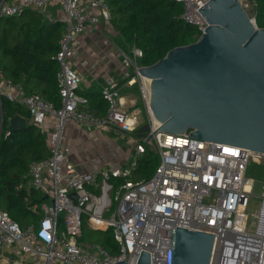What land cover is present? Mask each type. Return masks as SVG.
<instances>
[{
    "label": "built area",
    "instance_id": "built-area-1",
    "mask_svg": "<svg viewBox=\"0 0 264 264\" xmlns=\"http://www.w3.org/2000/svg\"><path fill=\"white\" fill-rule=\"evenodd\" d=\"M183 5L181 19L198 30L199 37L208 27L200 9L211 0H176ZM256 25L257 3L238 0ZM58 4L63 12L52 19L45 10ZM34 9L49 23L61 22L65 31L55 59L60 65L57 82L60 106L38 94H27L24 87L0 76V138L9 137L2 111V99L24 107L30 123L45 131L54 118L48 138L49 156L33 162L29 185L44 193L50 204L43 203L35 223L21 228L0 211V252L17 246L22 255L35 258V264H138L142 252L150 255V264H168L172 233L176 228L212 234L213 253L209 264H264V193L251 228L246 213L255 179L249 176L251 164L262 165L264 154L220 143L197 140L191 131L182 135L161 132L149 107L150 80L134 67L142 58L140 49H120L125 66L135 77L127 85L139 84L141 100L147 112L150 130L145 136L134 135L142 126L132 119L139 111L129 108L120 95V84L111 79L102 90L109 104L103 117L81 106L86 99L78 95L82 77L71 66L82 34L92 32L100 22H111L112 14L105 0H0V19L20 16ZM127 74L125 79L129 77ZM87 129L117 128L135 140L129 165L98 173L79 172L64 145V129L70 123ZM151 150L159 156V165L148 179H135L139 160ZM112 179L121 180L115 186ZM75 195V198L72 197ZM110 219L104 213L113 208ZM37 212V206L33 207ZM38 213V212H37ZM84 216L92 229L112 228L119 244L117 255H110L99 244L80 242ZM62 227V228H61ZM19 264H31L26 260Z\"/></svg>",
    "mask_w": 264,
    "mask_h": 264
},
{
    "label": "water",
    "instance_id": "water-1",
    "mask_svg": "<svg viewBox=\"0 0 264 264\" xmlns=\"http://www.w3.org/2000/svg\"><path fill=\"white\" fill-rule=\"evenodd\" d=\"M200 11L208 27L196 42L172 49L151 66L133 63L150 80L149 107L158 130L191 131L188 137L197 140L264 154V29L238 0H211ZM29 126L15 117L7 128L22 133ZM149 130L146 123L137 133L143 137ZM214 238L176 228L168 264H209ZM138 264H150V255L142 252Z\"/></svg>",
    "mask_w": 264,
    "mask_h": 264
},
{
    "label": "trees",
    "instance_id": "trees-1",
    "mask_svg": "<svg viewBox=\"0 0 264 264\" xmlns=\"http://www.w3.org/2000/svg\"><path fill=\"white\" fill-rule=\"evenodd\" d=\"M105 1L112 14L111 24L120 37V49L128 53L134 47L141 50L143 55L137 60L138 67L151 66L172 49L190 45L199 38L197 28L181 19L183 5L176 0ZM248 1L257 3L256 26L264 29V0ZM64 31L63 23H49L42 12L34 9L20 16L0 19V76L21 84L27 94H38L59 107L57 75L60 65L55 57L60 51L59 41ZM133 77L132 71L120 86ZM97 101L89 110L103 117L109 104L102 92ZM1 108L5 123L15 117L30 120L24 107L6 98L2 99ZM134 135L137 136V132ZM155 155L157 153L147 150L140 158L135 179H148L153 175L154 167L158 166ZM48 156L47 134L32 124L25 132L0 138V211L7 213L21 228L37 222L42 214L41 205L48 201L44 193L29 185L30 165ZM251 166L248 174L253 177ZM111 183L118 186L122 181L112 179ZM35 206L38 213L33 211ZM87 239L104 247L110 255L119 252L112 228L92 229L86 224L80 242Z\"/></svg>",
    "mask_w": 264,
    "mask_h": 264
},
{
    "label": "crops",
    "instance_id": "crops-1",
    "mask_svg": "<svg viewBox=\"0 0 264 264\" xmlns=\"http://www.w3.org/2000/svg\"><path fill=\"white\" fill-rule=\"evenodd\" d=\"M45 13L52 19L63 16L62 10L56 3L50 5ZM119 39V34L111 22L104 21L100 22L92 32L80 35L79 45L70 63L82 77L78 95L87 101L81 106L82 109L89 110L92 105L98 103L97 99L111 79L121 85L126 75L132 72V69L123 63L118 46ZM119 91L126 107L129 108L128 112L136 109L139 111L136 117L131 115L132 119L141 126L145 125L147 112L141 100L139 84H125L120 86ZM27 121L30 125V120ZM54 121V118H49L46 122L45 133L48 138ZM134 143L132 135L117 128L87 129L70 122L64 129V145L69 146L72 162L82 173H98L105 169L128 167ZM34 259L27 254L22 255L17 246L6 247L0 252V264H19L23 260L35 264Z\"/></svg>",
    "mask_w": 264,
    "mask_h": 264
},
{
    "label": "rangeland",
    "instance_id": "rangeland-1",
    "mask_svg": "<svg viewBox=\"0 0 264 264\" xmlns=\"http://www.w3.org/2000/svg\"><path fill=\"white\" fill-rule=\"evenodd\" d=\"M155 158L157 159V162H158V165H159V156L155 155ZM156 166L154 167V172L156 170L155 169ZM251 167H252L253 178L255 179V182H254V186H253V190H252L251 201L249 203L248 209L246 210V213L249 214V216H248L249 217L248 225H249L250 228L252 227L251 223L255 219L254 218V214H256L258 212V210H259V207H260V204H261V201H262V197H263V193H264V166L257 165V164H252ZM47 202H48L47 204H50L49 200ZM115 207H116V204L114 205L113 208L107 210L104 213L103 218L104 219H110L112 214L115 212ZM86 219H87V217L84 216V225H86V222H87ZM84 225H83V228H84ZM91 240L87 239L85 242L94 243Z\"/></svg>",
    "mask_w": 264,
    "mask_h": 264
}]
</instances>
